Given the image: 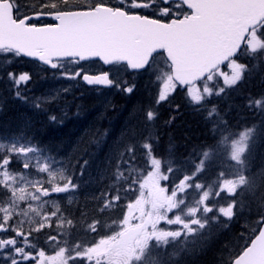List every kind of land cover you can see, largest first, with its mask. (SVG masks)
<instances>
[{
    "label": "snow or ice",
    "instance_id": "6c2138e0",
    "mask_svg": "<svg viewBox=\"0 0 264 264\" xmlns=\"http://www.w3.org/2000/svg\"><path fill=\"white\" fill-rule=\"evenodd\" d=\"M46 17L53 22L39 23ZM13 58H30L37 73L77 83L29 96L32 73L11 68ZM96 61L109 68L90 74L82 62ZM225 63L231 75L219 71ZM262 64L264 0H0V85L7 93L0 94V110L10 97L47 112L81 80L126 94L135 84L125 76L148 72L154 84L162 82L154 105L130 113L105 167L88 180L87 160L57 159L28 134L29 125L0 131V264H180L253 209L250 242L239 252L226 244L220 264H264V160L256 164L264 144V91L249 93L244 104L261 119L239 128L226 118L231 105L221 113L208 103ZM178 88L194 112L204 113L214 143L177 157L170 142L158 157L157 108ZM92 184L102 187L85 193L79 217L65 215L60 194L74 205ZM53 226L45 243L56 250L47 255L40 234Z\"/></svg>",
    "mask_w": 264,
    "mask_h": 264
},
{
    "label": "trees",
    "instance_id": "16d2710c",
    "mask_svg": "<svg viewBox=\"0 0 264 264\" xmlns=\"http://www.w3.org/2000/svg\"><path fill=\"white\" fill-rule=\"evenodd\" d=\"M28 2L31 3L32 0H28ZM18 60H21V58H13L11 68L20 72L23 67L19 64ZM242 62L251 63V61L243 58ZM141 77L132 79L133 76H125L124 78L129 83L135 84L133 93L126 94L118 91L109 100L106 97L101 98L103 94L95 90H86L88 93H86L85 98L75 101V104L72 105L75 113L71 111L72 117L75 114L82 118L81 123L74 122L77 116H74L73 120H66L61 118V116H57V113H59L58 106L50 104L47 106V112H37L28 104L19 100H13L9 97L3 104V109L0 110V131H11L17 128L19 125L18 122L22 120L21 124H23V127L29 125L28 131L35 133L34 137L36 140L42 141L49 138L56 140L50 142L53 144L50 146L52 149L64 152L67 155V163L71 162V164L77 165V163L83 164L87 160L88 165L85 169L84 180H88L90 175L96 177L98 171L105 167L107 158L111 155L114 145L120 139L130 113L141 106H147L150 103L154 105V89L149 88L147 82H143L144 79H148L147 76ZM262 78H264V64L261 65L259 71H255L254 76L246 79L238 88L230 91L226 97H213L208 103L209 105L218 104L221 113H224L229 105H231V111L226 117L229 123L237 128L248 125V122L253 120L251 118H255L253 117L255 114L244 107L246 97L249 93L256 96L264 91V80ZM220 82L222 83L221 78ZM209 84L211 85L212 82H209ZM0 94L7 95L3 91V85H0ZM183 94L180 91H176L175 94L169 96L168 101L162 102L157 108L159 115L155 121V126L156 134L159 136V144L155 147V154L158 157L165 154V149L170 142L175 145L177 157H187L194 147L211 144L213 141L209 124L205 123L203 119L204 113L197 114L194 112L192 107L188 105ZM177 105H179L178 109L176 107ZM67 106L70 107L69 104ZM93 107L98 109L94 112L96 115L94 113L92 114ZM76 110L79 112L76 113ZM64 111L66 112V110ZM50 114L58 117L57 122L48 120V115ZM90 114L93 124L88 127L89 131L86 132L89 134L88 140L81 143L68 141L72 131L71 129L74 126H78V130H80L79 125H82L85 118L89 117ZM165 121H171V123L166 124ZM80 132H83V130L79 131L78 134ZM112 135L115 136V139L108 142V137ZM114 163L115 161L113 160ZM76 172L79 175V167L76 168ZM93 186L96 189L102 187V185L97 184H93ZM128 199L126 198L124 200V204ZM83 203L80 202L78 207H75L73 210L76 217H79V210L84 207ZM87 207L89 209V218H91V204ZM69 213L70 211L65 212V215ZM69 218L72 217L70 216ZM256 218L255 209H253L251 217H249L247 212L243 216H237L227 230L220 229L215 234L210 247L205 252H198L194 256L189 255L180 264H186V262L193 264L190 261L191 259L194 261L198 259L201 264H220V257L224 246L227 244L231 247L232 240L237 234L250 231L251 228H249V225L251 222L254 223ZM50 232L51 234H55V228L51 229ZM44 236L46 235L44 234ZM48 247L51 249V252H55L56 247L54 243L48 244Z\"/></svg>",
    "mask_w": 264,
    "mask_h": 264
},
{
    "label": "rangeland",
    "instance_id": "374dc122",
    "mask_svg": "<svg viewBox=\"0 0 264 264\" xmlns=\"http://www.w3.org/2000/svg\"><path fill=\"white\" fill-rule=\"evenodd\" d=\"M231 72H232V69H231V67H230V65L228 66V68H227V70H225L224 72H221V73H224V74H226V75H231ZM59 80H61V82H63L64 83V87H68V86H70L72 83H73V81H71V80H66V79H58L57 81H59ZM74 82H76V81H74ZM77 83V82H76ZM81 83V81L79 82V84ZM162 87V83H161V85H160V88ZM73 105V104H72ZM84 128V131L85 132H88L89 131V129H88V126H86V127H83ZM83 131V132H84ZM256 164L257 165H259L260 163H261V161L262 160H264V144H261V147L257 150V155H256ZM215 174V172L212 174V175H214ZM95 186V185H94ZM93 186V184L92 185H89L87 188H83V189H81L78 193H77V195H78V201H77V203H75L74 205H68L67 204V197H66V194H60V196H62V197H64V199H63V201H62V204H63V206H65L66 208H67V211L66 212H73V210L75 209V207H78V204L80 203V202H84V199H85V193L86 192H96V193H98L99 192V189H96V187H94ZM53 198H56V195L55 194H53ZM84 204V203H83ZM90 205V204H89ZM26 228H27V226H25ZM53 227H55V226H53ZM45 230H48V229H45ZM11 234V233H10ZM42 234H44V233H42ZM42 234H40V238H41V236H42ZM247 240V238H244V239H239V236H236L233 240H232V245H231V249H232V251L233 252H236L241 246H242V244L245 242ZM45 242V241H44ZM40 246L43 248V246L40 244ZM169 250H171V249H169ZM213 260V259H212ZM181 261H185V257L181 260ZM191 262H193V264H201L200 263V260H190ZM216 263V262H215ZM186 264H190V263H187L186 262Z\"/></svg>",
    "mask_w": 264,
    "mask_h": 264
},
{
    "label": "bare ground",
    "instance_id": "6f19581e",
    "mask_svg": "<svg viewBox=\"0 0 264 264\" xmlns=\"http://www.w3.org/2000/svg\"><path fill=\"white\" fill-rule=\"evenodd\" d=\"M92 98H93V97H92ZM129 110H130V109H129ZM60 138H61V137H60ZM59 141H60V140H59ZM68 141H69V140H68ZM68 141H67V142H68Z\"/></svg>",
    "mask_w": 264,
    "mask_h": 264
}]
</instances>
